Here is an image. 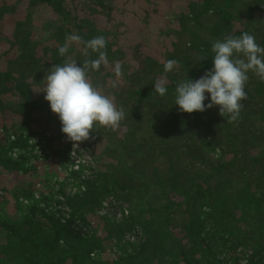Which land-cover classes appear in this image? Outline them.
I'll list each match as a JSON object with an SVG mask.
<instances>
[{"label": "trees", "instance_id": "1", "mask_svg": "<svg viewBox=\"0 0 264 264\" xmlns=\"http://www.w3.org/2000/svg\"><path fill=\"white\" fill-rule=\"evenodd\" d=\"M25 1L34 5L47 4L61 11L84 40L98 36L95 29L85 28V18L64 14L67 0ZM259 4L260 0H186L178 17L184 38H180L178 45L174 44L167 57L178 63L169 72L164 70L165 62L161 65L155 62L154 66L156 72L169 79L166 94H157L153 90L155 80L147 82L145 76L136 79L132 84L135 88L131 89L130 85L111 92L118 99L117 107L130 112L132 122L114 146L115 150L122 148V153H115L123 157L126 168H117V157V163L109 162L96 168L95 179L85 185V195L74 202L68 199L73 213L65 221L41 214L32 200V190L18 183L12 190L16 197L13 217L0 215V264H264V136H261L264 130L260 126L256 134L249 122L252 116L264 114V81L253 76L256 81H251L252 86L245 90L247 99L242 101L239 119L230 122L225 115L224 120L215 125L218 130L215 133L203 131V126L198 124L202 117H217L210 110L189 114L177 111L172 105L178 80L194 81L199 73L211 69L212 43L228 35L248 32L247 28L234 30L233 21L237 20L236 16L249 15L248 11ZM258 29L264 30V25ZM60 31L64 33L62 28ZM21 61L29 71L39 69V72L44 71L42 75L46 73L47 68L37 66L36 60L29 55L22 56ZM150 68L148 66L145 73L154 79ZM175 71L177 73H172ZM30 88L8 71H0V97L2 93H10L13 98L0 101V107L15 110L29 120L46 119L47 125L55 120L53 129L44 128L51 130L52 134L45 139L52 152L57 153L72 141L61 132L59 118L51 112L48 102L31 99ZM261 102L263 105L259 106ZM164 104L167 108L164 120H153L154 111ZM34 111L39 112L38 116H32ZM28 126L23 120L13 121L11 133L0 143V170L7 175L27 170L23 159H13L8 152L28 149L27 137L38 133ZM93 131L90 138L83 141L91 147H95L105 134L108 139L114 136L107 128L100 130V126H94ZM23 132L27 137L22 136ZM15 134L18 136L14 140L7 141V137ZM36 136L44 138L41 134ZM229 142L235 144L236 154L233 160L226 161L222 155ZM251 151H257L256 156H250ZM157 159H163L164 174L155 165ZM237 159L247 160L250 170L243 172L241 166L234 167ZM149 168L152 173L147 175L145 170ZM180 183L189 188L182 190ZM150 190L159 197V205L132 209L123 223H107L110 229L105 238H115L117 247L127 235L128 239L131 234L139 235V239L134 243L123 242L127 248L118 247L121 253L117 260L102 262L92 256L102 250L103 241H96L88 234L91 226L81 212L100 206L101 201L110 196L115 199L116 206L124 204L131 209L138 193ZM160 192L166 196L160 197ZM172 192L184 193L186 199L172 205L168 198ZM19 196L32 202L22 205L18 203ZM4 206L2 204L0 210L4 211ZM145 213L152 215L139 222V217ZM135 228L138 231L135 232ZM176 228L181 237L175 236ZM187 245L193 247L191 253ZM220 255L224 259H220ZM227 258L230 261L227 262Z\"/></svg>", "mask_w": 264, "mask_h": 264}, {"label": "rangeland", "instance_id": "2", "mask_svg": "<svg viewBox=\"0 0 264 264\" xmlns=\"http://www.w3.org/2000/svg\"><path fill=\"white\" fill-rule=\"evenodd\" d=\"M186 0H67L64 5V14H71V16L79 15V18H85V28H92L98 32V36H104L107 44V58L108 64H102L98 71H90L89 77L94 85H97L104 95L114 99L115 104H118V99H115L111 94L114 90H122L126 86L131 85V89L135 88L132 85L136 79L145 76V81L169 79L155 71V62L162 64L167 60L168 54L172 51L174 44L180 43V38L184 32L182 31L181 21L178 22L180 12L185 8ZM29 4L25 0H0V71H8L19 81L26 82L30 85L31 99L43 100L44 93L40 92L44 86V71L39 69L29 71L25 68L26 63L21 61V57L29 55L36 60L37 66L49 69L51 66L63 63L67 59H74L77 63L82 64L85 59L97 58V53L89 50V56L82 54L83 45L73 43L65 56H60L58 48L65 43L67 35L77 33V28L70 25L67 19L63 17L61 11H55L47 4ZM263 7V9L261 8ZM249 15L236 16L237 20L233 21V29L247 28L249 34L255 37L258 45L264 47V30L258 28L264 25V0H260L258 7L252 11H248ZM195 27V26H193ZM60 28L63 29L62 34ZM238 31V30H236ZM149 58V59H148ZM116 62L122 65L123 75L117 78L114 74L113 67ZM150 66V73L154 79L149 78L145 73L146 68ZM158 68V65H157ZM46 69V71H47ZM210 70V69H208ZM206 70V71H208ZM206 71L199 73L196 79H199ZM177 73V71L172 72ZM253 76L254 73H248V81L245 90L252 86L251 81H256ZM195 79V80H196ZM194 80V81H195ZM180 82V80H178ZM2 89L0 90V92ZM208 97V94L205 93ZM10 93H2L0 101L12 100ZM260 101V100H259ZM165 102H167L165 100ZM210 98H206L204 103L208 104ZM175 109L180 110L177 105L173 104ZM263 103H259L262 106ZM159 106L154 111V119L162 118L164 120L167 108ZM124 110V109H123ZM210 113L216 118L202 117V122L198 123L203 126V131L209 133L217 132L216 126L221 123L224 118L219 115V107L214 106L210 109ZM264 112V108H263ZM125 118L120 122V125L115 130L107 128L108 131L113 132L112 139L105 137L101 138L91 147L86 145L83 141L72 142L65 145L61 151L53 153L49 148V143L45 139L50 134L49 126L53 129L56 125L55 120H51V125H47V120L33 121L26 119L23 115H19L15 110H8L0 107V143L4 142V136L11 133L10 127L13 121L18 119V123L23 120L28 123L30 130L38 131L44 138L37 134L27 137L23 132V137H27L34 142L40 138L41 147L37 146L33 149L19 150L18 153L12 155V151L8 152L13 159H23L27 170H18L13 175H7L6 172L0 170V206L4 204V211L0 210V215L13 217L15 209V198L12 195V190L18 183H24L26 188L32 190L34 195V203L40 209L41 214H49L59 220H66L72 216L73 208L69 201L74 202L82 198L85 194V185L90 180L95 179L98 168L104 166L109 162L117 163L118 169L126 168V163L122 156L117 157L116 145L117 139L122 138V135L132 125L130 121V112L124 110ZM39 112H32V116H38ZM264 114L255 115L250 118L252 128L259 134L260 126L264 130ZM58 117V116H57ZM220 117L222 119H220ZM260 118V119H259ZM58 119V118H57ZM216 125V126H215ZM7 129L5 133L3 129ZM100 130H105V127L100 126ZM44 131V132H42ZM4 132V135H3ZM40 132V133H39ZM19 134V132H18ZM18 135H10L7 141L12 137ZM264 136V133L261 135ZM264 141V140H263ZM65 144V141L62 142ZM235 144L227 143L226 151L222 155V159L229 161L235 157ZM48 152V154H44ZM250 156H256V152H250ZM83 154V155H82ZM242 155V154H241ZM82 157L85 165L88 166L77 170L70 169L73 166V157ZM45 157V158H44ZM117 157V158H116ZM41 158L44 159L43 163ZM63 158H66L63 160ZM249 159V158H248ZM158 160V159H157ZM235 160L234 167L241 166L243 172L250 170V163L247 160ZM249 161V160H248ZM164 174L163 159L158 160L155 164ZM97 168V169H96ZM147 175L152 173V168L145 170ZM137 175L140 176L139 173ZM140 178H144L141 176ZM182 190H187L189 187L185 183H180ZM2 189V190H1ZM160 197L166 196L164 193H159ZM169 202L175 205L176 202L186 199L184 193L172 192L168 194ZM68 199H70L68 201ZM155 191L150 190L146 192H139L137 198L132 202V208L124 204H114L115 199L110 196L101 201L100 206L92 208V210H84L81 213L85 216L87 222L90 223L91 229L87 230L93 239L102 242V250L97 251L96 256L102 262H110L117 260L121 250L118 247L127 248L123 242H135L139 239V235L131 234L124 237L120 246H116L115 238L107 237L109 226L107 223H123L124 217H127L131 210L136 211L139 207L157 206L161 203ZM165 199V198H164ZM18 203L26 205L30 200L26 197L19 196ZM152 203V204H151ZM29 206V205H28ZM182 210L185 204L180 206ZM175 209V208H174ZM170 210H173L170 209ZM80 213V211H79ZM137 214L138 212H134ZM78 214V213H77ZM76 214V215H77ZM150 213L142 214L139 219H149ZM78 216V215H77ZM108 221V222H107ZM138 225V224H137ZM134 229V226L131 228ZM135 232L138 229L135 228ZM179 228L174 229L176 237H181L178 233ZM81 232H83L81 230ZM130 247V246H128ZM130 248H128L129 250ZM188 251L191 253L193 247L187 245ZM219 258H223L220 255ZM224 259V258H223ZM227 262L230 258H227ZM182 264V263H181ZM227 264H230L228 262Z\"/></svg>", "mask_w": 264, "mask_h": 264}, {"label": "clouds", "instance_id": "3", "mask_svg": "<svg viewBox=\"0 0 264 264\" xmlns=\"http://www.w3.org/2000/svg\"><path fill=\"white\" fill-rule=\"evenodd\" d=\"M73 43L83 45L84 56H89L91 50L97 53V58L85 59L82 64L67 59L51 66L43 78L44 86L40 92L44 93L51 112L58 116L61 132L68 140L81 142L90 138L94 126L115 130L125 118V113L89 77L90 71H98L102 64H108L105 37L84 40L79 34L72 33L58 48L59 55L65 56ZM211 51L214 53L212 68L195 81L186 78L178 82L174 104L189 114L218 106L220 116L227 115L230 122H235L243 108L242 101L247 99L248 73L252 72L264 81V47L257 44L252 34L245 32L214 41ZM177 63L174 59L165 61V72L172 71ZM113 71L117 78L121 77L122 65L116 62ZM166 85V79L157 80L153 90L164 96ZM206 98H210L208 104L204 103Z\"/></svg>", "mask_w": 264, "mask_h": 264}, {"label": "built area", "instance_id": "4", "mask_svg": "<svg viewBox=\"0 0 264 264\" xmlns=\"http://www.w3.org/2000/svg\"><path fill=\"white\" fill-rule=\"evenodd\" d=\"M35 137H37V136H35ZM15 139V137H12V140H14ZM40 138L38 137V139L36 140V141H34V142H32V141H30V139H28V144H29V147H28V149H33V148H35V147H37V146H40L41 147V142H40V140H39ZM12 155H15V154H17L18 153V149H12ZM44 154H48V152H46V153H44ZM83 155V154H82ZM45 158V157H44ZM40 161H42L43 163H47V162H44V159L43 158H41V160ZM85 161L82 159V157H77V156H75V157H73V166L72 167H70V169H73V170H77L78 169V167L80 166V165H82V164H85L84 163ZM89 165V164H88ZM87 165V166H88ZM84 166V168L85 167H87V166H85V165H82L81 166V168ZM83 169V168H82Z\"/></svg>", "mask_w": 264, "mask_h": 264}]
</instances>
